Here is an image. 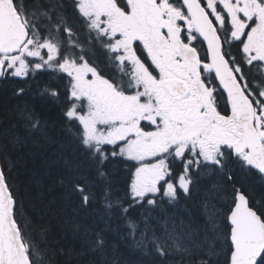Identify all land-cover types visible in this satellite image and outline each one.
<instances>
[{
  "label": "snow or ice",
  "instance_id": "obj_1",
  "mask_svg": "<svg viewBox=\"0 0 264 264\" xmlns=\"http://www.w3.org/2000/svg\"><path fill=\"white\" fill-rule=\"evenodd\" d=\"M0 82V264H264V0H0Z\"/></svg>",
  "mask_w": 264,
  "mask_h": 264
},
{
  "label": "trees",
  "instance_id": "obj_2",
  "mask_svg": "<svg viewBox=\"0 0 264 264\" xmlns=\"http://www.w3.org/2000/svg\"><path fill=\"white\" fill-rule=\"evenodd\" d=\"M13 86L14 85L12 83L0 82V140L3 139L2 134L5 132V130H11L13 125L17 123L15 118L17 106L22 105L25 101L34 105L36 107V110L43 115L49 116L50 118H54L55 116L54 109L48 108L47 102L41 96H39L38 94L34 95V93H36L37 91L35 85L33 86L32 92H30L26 97L13 96ZM16 156V153H10L11 160L15 161ZM2 163H4V161L0 159V164ZM49 163L50 161L45 162V156H37L34 164L31 161L29 162V168H31L33 172H35L36 178H40L41 176H43L44 172L49 169ZM32 175V172H25L22 175L21 179L26 185L29 186L33 195H35L37 186L33 183ZM45 183H49V181L45 179ZM247 183L253 186L257 198L264 195V187L260 186L255 177H247ZM56 194V192H53L51 194L45 193L44 202L47 203V201L54 197ZM194 199L198 200L199 197H194ZM188 208L192 209L194 214L199 215L198 209L193 207V202L188 203ZM168 211H179L182 215L186 214L185 209L179 206H177V208L175 209L169 207ZM131 215L135 217L136 211L134 210ZM45 219L51 220L52 236L56 237L57 229L55 220L50 216L46 217ZM112 227L116 230L108 232V240L109 244H114L116 246V257L120 261L126 262V264H152V259L150 257L142 256L138 250L130 246V238L126 235L127 228L124 225L123 221L114 222ZM65 259L67 258L59 257L57 264H64ZM94 259L96 258L92 256H85L79 261L73 260L72 264H90V262ZM167 264H175V262L172 261L171 258H169Z\"/></svg>",
  "mask_w": 264,
  "mask_h": 264
}]
</instances>
